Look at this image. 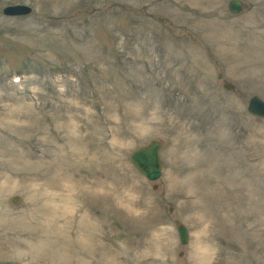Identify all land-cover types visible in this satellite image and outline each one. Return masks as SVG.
Returning a JSON list of instances; mask_svg holds the SVG:
<instances>
[{
    "label": "rangeland",
    "instance_id": "obj_1",
    "mask_svg": "<svg viewBox=\"0 0 264 264\" xmlns=\"http://www.w3.org/2000/svg\"><path fill=\"white\" fill-rule=\"evenodd\" d=\"M228 1L0 0V264H264V0Z\"/></svg>",
    "mask_w": 264,
    "mask_h": 264
},
{
    "label": "water",
    "instance_id": "obj_2",
    "mask_svg": "<svg viewBox=\"0 0 264 264\" xmlns=\"http://www.w3.org/2000/svg\"><path fill=\"white\" fill-rule=\"evenodd\" d=\"M243 6L242 0H229L227 7L230 13L238 14L243 9ZM30 12L31 8L24 4L7 5L2 9V14L5 16H23L28 15ZM223 87L230 90L233 85L224 83ZM246 109L251 115L264 118V100L259 96L253 95L248 100ZM160 146L161 143L158 140L152 139L147 145L134 149L129 156L134 168L149 181H156L162 174V161L159 156ZM12 200L15 202L17 197L14 196ZM175 225L180 244H187V227L179 220L175 221Z\"/></svg>",
    "mask_w": 264,
    "mask_h": 264
},
{
    "label": "bare ground",
    "instance_id": "obj_3",
    "mask_svg": "<svg viewBox=\"0 0 264 264\" xmlns=\"http://www.w3.org/2000/svg\"><path fill=\"white\" fill-rule=\"evenodd\" d=\"M250 63H242V65H239V66H247V65H249ZM203 258L204 259H207V255L206 254H204L203 255Z\"/></svg>",
    "mask_w": 264,
    "mask_h": 264
}]
</instances>
